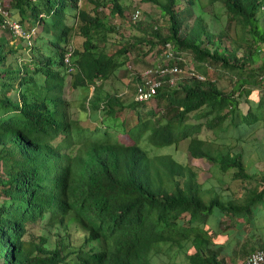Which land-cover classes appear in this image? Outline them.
Segmentation results:
<instances>
[{
	"label": "trees",
	"instance_id": "16d2710c",
	"mask_svg": "<svg viewBox=\"0 0 264 264\" xmlns=\"http://www.w3.org/2000/svg\"><path fill=\"white\" fill-rule=\"evenodd\" d=\"M8 1L13 20L27 30L39 24L45 32L17 66L8 56H17L25 41L1 28L0 20V167L4 169L0 184L6 197L0 203V264H154L155 257L176 249L187 255L190 264H216L217 257H209L205 247L217 234L207 227L208 218L216 208L222 216L240 207L219 197L204 201V188L193 169L170 156L159 157L153 167L140 144L146 141L165 148L188 141L191 158H203L222 173L235 170L237 177L245 176L242 155L219 150V139L208 142L201 133L204 128L223 130L238 106L239 89L226 91L215 81L224 70L237 77L238 86L250 79L264 88V63L251 68L264 48V28L260 29L256 16L264 0H208L210 5L222 2L229 25L237 22L249 35L234 32L238 35L234 48L224 44L221 36L215 38L201 13L186 28L185 17L176 11L179 0H142L169 17L168 35L154 30L160 49L170 43L178 56L189 55L193 70L204 80L183 77L176 87L164 84L153 102L132 105L116 94L101 93L102 84L125 66L130 51L128 45L115 53L107 48L114 28L101 11L110 2L111 14L122 16L119 0L92 2L91 13L79 7V0ZM187 1L194 5L193 0ZM68 16L77 20L75 31L83 38L73 54V73L63 63L64 44L74 31ZM173 62L184 66L177 57ZM68 75L73 89L93 87L88 109L108 124L110 119L118 123L117 114L124 109L157 101L168 102L167 112L157 123L155 112L150 111L148 119L139 113L137 125L127 131L133 145L110 137L109 126L87 136L74 130L77 122L64 97ZM153 170L161 178H154ZM162 170L169 179L162 177ZM72 222L84 233L79 245L71 237ZM42 225L56 229V246L51 247L46 233L24 238L29 229L39 226L41 231Z\"/></svg>",
	"mask_w": 264,
	"mask_h": 264
},
{
	"label": "rangeland",
	"instance_id": "374dc122",
	"mask_svg": "<svg viewBox=\"0 0 264 264\" xmlns=\"http://www.w3.org/2000/svg\"><path fill=\"white\" fill-rule=\"evenodd\" d=\"M96 1L104 2L105 0H81L79 4L82 7L85 6L86 11L91 13L95 8V5L92 2ZM193 1L194 5H190L187 0H179L178 5L176 7V11L182 12V16L185 17L184 24L186 28L192 25L196 16L201 13L209 31L215 35L216 39L221 36L223 43L229 46L230 48H234L236 46L238 35L242 37L249 36L247 33L242 32L244 28H242L239 23L232 22L229 25V13L222 2L210 5L208 0ZM2 2L5 7L9 8L8 0H2ZM119 3L123 8L122 16H119L118 14H111L113 5L110 2H107L106 7L103 8L101 11L107 17L108 25L114 28L112 32H109V44L107 48L111 53H115L116 51L120 50L123 45H128L130 47V51L127 56H125L128 57L127 60H125L127 61L125 62V66L117 72V75L114 78H112L105 84H102L101 93L109 95L117 94L121 96L120 99H122L125 104L132 105V103L135 102L134 96L137 84V73L147 68L149 64H152V61L155 59V56L161 57L162 50L160 49L159 45L161 44V42H158L157 39H154V30L159 29L163 35H168L170 21L169 17L162 14L155 4L145 3L142 0H119ZM137 11H139L141 15L140 17L134 19L136 21L135 23L133 22L132 17H134ZM263 11L264 10L260 9L259 11H257L256 14L260 29L264 28ZM234 32H236L238 35H235ZM229 33L230 37H227ZM1 34L2 31L0 30V35ZM75 34L78 38L75 40L72 35V44L74 48L80 49L82 45L80 41H83V38L79 34H77L74 29V35ZM143 37L146 38V41L139 42L138 39ZM15 41L21 43V41L19 40ZM35 41L36 38L33 43ZM131 46L134 47L132 48ZM262 47H264V45H262ZM18 50L19 52L17 56H8V58L12 60L11 63L17 66L22 65L25 59H27V57H29V55L31 54L30 50H27V48H25L23 44ZM261 53H263L262 57L264 58V50H262ZM191 66L192 64L188 65V67ZM70 80L71 76L68 75L64 97L70 102L72 106L70 110L72 118L74 121L77 122V126L74 127V130L82 131L87 136L92 137L93 133L95 132V129L104 128V126H109L110 128L109 130H107V133L110 137L120 141L124 145H133L134 142L127 134V131L137 125L139 113L143 114L145 119H148L146 115L150 111L155 112L154 122L157 123L164 118L167 112L166 108L168 102L165 100L160 102L157 101L150 105H140L138 108H136V110L124 109L117 114V117L119 119L118 123L115 124L116 119H110L108 124L105 122V120H103L102 115H99L98 113L95 114L92 110L88 109L87 102L93 93V87H78L77 89H73L70 86ZM229 82L230 78L228 75L221 79V83L223 86H229ZM190 122L197 123L193 119H191ZM201 137L209 140H214L216 138L214 131H209L205 128L201 133ZM140 146L143 150L148 153L153 167L155 166V164H157V159L159 157L170 156L181 165L188 167L191 170L193 169L198 174L199 180L201 181L207 178L214 179L218 175L223 179L224 176L229 174L228 172L222 173L218 167L212 166L203 158H191L188 152V141L182 142L178 147L169 146L165 148H156L146 141L142 142ZM246 169L248 171H251V164H248ZM2 171H4V169L0 167V175L3 174ZM253 173H255V171ZM160 174L164 179H169L168 174L164 170H162ZM153 175L154 178H161L157 171L153 170ZM220 181L221 180L219 178H216V182H212V185L218 184ZM220 184L222 186L225 185L223 181H221ZM207 185L208 184H205L203 186L204 192L202 193V198L206 202H208L212 198V196L216 195L215 190L212 191V193H207ZM225 196L226 193L223 192L221 198L226 200ZM245 196L247 198H250L248 194H245ZM251 196H254L253 192L251 193ZM258 197L261 198L262 196L258 195ZM4 199H6V197L2 192L0 184V203ZM216 211L218 212L219 210L216 208ZM217 212L209 217L207 223L215 222L214 219L218 214ZM255 215L256 222L259 223L262 228H258L257 226L254 227L252 230V234H264V209L256 211ZM245 216L246 217L244 219H246L248 222L254 220V217H249L247 215ZM222 217L224 218V216ZM238 218L240 219V217ZM69 228L74 245H79L83 241L84 233L82 232V230L79 229L75 222L70 223ZM39 229V226L29 229L28 233L25 235L24 238L28 239L31 233H46L50 237L49 243L51 247L56 246V240L58 238L56 229H50L49 227L46 228L44 225H42L41 231ZM258 229H260L259 233ZM218 235L220 234L218 233ZM211 249H223L224 253L225 246L223 243L215 242L214 245H211ZM190 252L191 251H189L188 254H190ZM153 262L154 264H190L187 255L177 253V249L175 250V252H165L163 253V255L155 257Z\"/></svg>",
	"mask_w": 264,
	"mask_h": 264
},
{
	"label": "crops",
	"instance_id": "0c3cea01",
	"mask_svg": "<svg viewBox=\"0 0 264 264\" xmlns=\"http://www.w3.org/2000/svg\"><path fill=\"white\" fill-rule=\"evenodd\" d=\"M79 7L86 10L85 6ZM67 19L68 25L75 29L77 20L74 21L70 16ZM26 24L28 23L26 22ZM42 29L43 27L37 33V37L45 32ZM72 34L76 40L78 37L76 34L74 35V31ZM80 42L82 43V40ZM261 50H264V48H261ZM262 54L256 57V61L251 64V68H260L263 65L264 58ZM225 75L230 78L229 86H223L221 83V79ZM247 77V73H245L243 78ZM235 80H237V77L233 76L230 70H224L222 76L215 79L218 85L222 86L226 91L239 90L235 95L238 106L235 112L229 116L224 129H216L214 131L216 136L214 140L219 139V150L224 152L231 150L234 154L242 155L245 165V176L237 177V171L230 170L229 174L224 176L223 179L218 175L214 179L207 178L201 181L198 177V181L202 186L208 184L206 186L207 193L216 191V195L212 196V198L216 199L219 197L225 204L232 203L234 206L240 207L235 212H224L222 215L224 218L221 216V212H218L219 214L214 219L215 222L207 224L209 229L217 233L212 236V241L205 245L206 251L210 253L208 256L215 255L217 257L216 264H241L254 251H264V234H252L254 227L262 228L256 222L255 213L264 209L262 204L264 201V107H259L260 98L264 99V88L251 83L250 79H245L244 84L239 82L238 86ZM249 112H253L255 116L250 115ZM207 141L210 142L212 140L207 139ZM248 164H251V171L246 169ZM254 171L255 173H253ZM216 178L223 181L225 185L222 186L220 184L221 181L212 185V182H216ZM223 192L226 193V200L221 198ZM252 192L254 196H251ZM245 194H248L250 198H247ZM258 195L262 197L257 199ZM253 199L256 202H253ZM249 203H251L250 208H248ZM242 205L243 208L241 207ZM245 215L254 217V220L248 222L244 219ZM259 231L260 229H258V233ZM215 242L224 244V253L223 249H211V245H214ZM194 252L195 249L192 250L193 254Z\"/></svg>",
	"mask_w": 264,
	"mask_h": 264
},
{
	"label": "built area",
	"instance_id": "2783aa9c",
	"mask_svg": "<svg viewBox=\"0 0 264 264\" xmlns=\"http://www.w3.org/2000/svg\"><path fill=\"white\" fill-rule=\"evenodd\" d=\"M140 15L141 13L137 11L134 17H132L135 23L136 21L134 19L140 17ZM40 17L45 18L46 16L41 15ZM0 18L1 28H7L9 32H12L14 37L23 39L28 46L31 45L32 38L36 33V27L26 30L18 21L13 20L10 13L3 5L2 0H0ZM73 53L74 47L71 44H66L64 47L63 62L67 67L68 72L74 70V66L72 65ZM178 55L180 54H177L173 45L169 43L166 45V48L162 50L161 57L155 56V59L152 61V66H148L138 73V82L136 84L134 96L135 102L139 104L153 102L164 84L169 85L170 87H176L178 80L183 77H194L200 81L204 80V77L198 75V73L193 70V65L188 67V65L191 64V57L189 55H186L185 53L181 56ZM176 57L183 61V67L173 62L176 60ZM241 264H264V251H254L247 260Z\"/></svg>",
	"mask_w": 264,
	"mask_h": 264
},
{
	"label": "clouds",
	"instance_id": "9594fccd",
	"mask_svg": "<svg viewBox=\"0 0 264 264\" xmlns=\"http://www.w3.org/2000/svg\"><path fill=\"white\" fill-rule=\"evenodd\" d=\"M80 1H81V0H79V3H80ZM79 6H80V4H79ZM6 9H7L8 12H9V9H8L7 7H6ZM261 9L264 10V7H262ZM9 13H10V12H9ZM42 15H45V14H42ZM10 16H11V15H10ZM45 16H46V15H45ZM45 18H46V17H45ZM0 20H1V18H0ZM34 27H36V33L34 34V36H33V38H32L31 45L28 46L26 43L24 44V47L27 48V50H30V47L33 45V41L35 40V38L37 39V35H36V34L39 33V30H40V28H41V26H40L39 24L35 25ZM32 28H33V27H32ZM32 28H31V29H32ZM26 30H27V29H26ZM72 35H73V34H72ZM71 39H72V37H71ZM71 39H70L67 43L64 44V47H65L66 44H71V45L73 46V44H72L73 41H72ZM73 47H74V46H73ZM63 49H64V48H63ZM75 49H76V48H74V51H75ZM73 54H74V53H73ZM63 55H64V50H63ZM63 63H64V62H63ZM72 65L74 66V63H73V55H72ZM74 67H75V66H74ZM66 68H67V67H66ZM74 71H75V68H74V70H73L72 72H68V69H67V72H68V73H73ZM134 101H135V97H134ZM136 103H137V102H136ZM138 104H139V103H138Z\"/></svg>",
	"mask_w": 264,
	"mask_h": 264
}]
</instances>
